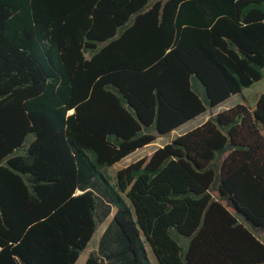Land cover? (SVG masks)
I'll return each instance as SVG.
<instances>
[{"label": "trees", "instance_id": "trees-1", "mask_svg": "<svg viewBox=\"0 0 264 264\" xmlns=\"http://www.w3.org/2000/svg\"><path fill=\"white\" fill-rule=\"evenodd\" d=\"M263 77L264 0H0V264H264V91L106 173Z\"/></svg>", "mask_w": 264, "mask_h": 264}, {"label": "rangeland", "instance_id": "rangeland-1", "mask_svg": "<svg viewBox=\"0 0 264 264\" xmlns=\"http://www.w3.org/2000/svg\"><path fill=\"white\" fill-rule=\"evenodd\" d=\"M263 91H264V77L261 80L255 82L250 87L245 88L241 93H238L236 95L231 96L228 100L222 102L221 104H219L218 106H216L214 108H209L203 114H201L198 117L186 122L182 126L175 129L174 131H172L168 134H165V135L158 136V138L156 139L155 142H152V143L148 144L147 146L140 148L137 152L135 151V152L131 153L130 155H128L127 157L123 158L113 168L107 169L108 176L112 177V175L115 174L114 172H116L115 170L118 168H122V166L126 163L130 164V163H132V162H134V161H136L142 157L150 156L158 147H160V146H162L168 142H171L177 136H179V135L183 134L185 131L191 129L196 124L202 123L203 121L207 120L211 115H213L219 111H222L226 108H229V107H231L237 103H246V104L250 105L251 107H255L257 99ZM219 176H220L219 167H216L214 184H218ZM214 194L217 196L218 192L214 191ZM223 202H224V204H226L225 200ZM230 209L234 211V209L232 207H230ZM112 221H113V215H110V217H108V219H106L103 223H101L99 225L98 231L95 232V234H94L91 242L89 243L87 249L81 253L76 264H84L85 263L87 256H88L87 251L90 250L97 243V239L101 235V232L103 230L108 229V227ZM246 224L249 225L247 222H246ZM110 229H115V226L114 227L112 226ZM257 235L264 241V232H257ZM145 249L147 251V255H148V258L150 259V261L153 264H158L152 250L150 249V247L147 244H145Z\"/></svg>", "mask_w": 264, "mask_h": 264}, {"label": "crops", "instance_id": "crops-1", "mask_svg": "<svg viewBox=\"0 0 264 264\" xmlns=\"http://www.w3.org/2000/svg\"><path fill=\"white\" fill-rule=\"evenodd\" d=\"M228 100V99H227ZM198 117V116H197ZM206 121V120H205ZM203 121V122H205ZM202 122V123H203ZM201 124V123H200ZM200 124H196L194 127L200 125ZM192 127V128H194ZM191 128V129H192ZM190 130V129H189ZM188 131V130H187ZM185 131V132H187ZM184 132V133H185ZM139 150V149H138ZM136 150V152L138 151ZM120 162V161H119ZM119 162H117L116 164H118ZM116 164H114L113 166L109 167V168H113ZM128 165V163L124 164L122 167ZM120 168L116 169L115 171L117 172ZM116 172H114L116 174ZM107 173V171H106ZM115 174L112 175V177H109L110 179H112V183H114V177H115ZM108 175V174H107ZM82 191L81 190H77L76 191V194H80ZM116 212V208L113 207L112 208V212L110 215H113L114 217V214ZM110 215L108 217H110ZM107 217V219H108ZM114 227V225H112V222L110 223L108 229L106 230H103L101 232V235L99 236V238L97 239V243L90 249L88 250V255L89 253L92 251V250H99L103 255L105 254H108L114 250H120L124 247V242H123V238H122V235L120 234V231L118 229H110L111 227ZM98 231V229H97ZM96 231V232H97ZM93 238V237H92ZM92 240V239H91ZM91 242V241H90ZM89 245V244H88ZM88 247V246H87ZM87 247L85 248V250L87 249ZM83 252V251H82ZM81 255V254H80ZM80 257V256H79ZM88 257V256H87ZM79 259V258H78ZM87 260V259H86ZM78 261V260H77ZM76 261V262H77ZM86 262V261H85ZM76 264V263H75ZM85 264V263H84Z\"/></svg>", "mask_w": 264, "mask_h": 264}]
</instances>
